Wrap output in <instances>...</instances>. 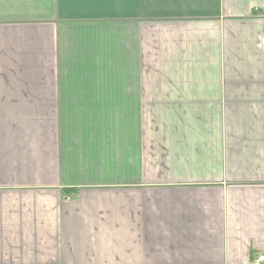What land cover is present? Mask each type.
Returning a JSON list of instances; mask_svg holds the SVG:
<instances>
[{
	"label": "crops",
	"instance_id": "1",
	"mask_svg": "<svg viewBox=\"0 0 264 264\" xmlns=\"http://www.w3.org/2000/svg\"><path fill=\"white\" fill-rule=\"evenodd\" d=\"M264 0H0V264H264Z\"/></svg>",
	"mask_w": 264,
	"mask_h": 264
},
{
	"label": "built area",
	"instance_id": "2",
	"mask_svg": "<svg viewBox=\"0 0 264 264\" xmlns=\"http://www.w3.org/2000/svg\"><path fill=\"white\" fill-rule=\"evenodd\" d=\"M262 261H264V255L261 254V255L258 256V258H257L255 263H259V262H262Z\"/></svg>",
	"mask_w": 264,
	"mask_h": 264
}]
</instances>
